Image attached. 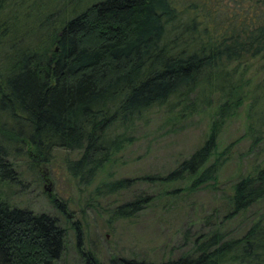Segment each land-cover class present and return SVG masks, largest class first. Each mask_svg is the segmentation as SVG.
<instances>
[{"label":"trees","instance_id":"trees-1","mask_svg":"<svg viewBox=\"0 0 264 264\" xmlns=\"http://www.w3.org/2000/svg\"><path fill=\"white\" fill-rule=\"evenodd\" d=\"M8 1L0 0V132L27 141L43 163L55 148L78 152L67 169L84 183L129 142L123 132L153 108L186 104L192 110L195 92L206 106L213 94L238 104L244 94L227 65L264 53V0H90L78 13L71 7L69 19L58 14L57 25L51 14L40 13V26L44 20L50 25L28 38L16 35L18 18ZM28 17L21 28L30 27ZM215 149L212 129L176 169L148 179L188 180L192 191L214 184L222 165L218 159L208 164ZM10 151L0 139V183L18 181ZM132 182L118 180L102 190L116 193ZM148 198L120 205L115 214L128 217ZM263 199L264 166L234 184L225 218ZM64 242L55 218L0 201V264H55ZM86 264L100 263L88 253ZM108 264L156 263L114 257ZM162 264H264V220L236 239L214 232L195 241L192 255Z\"/></svg>","mask_w":264,"mask_h":264},{"label":"rangeland","instance_id":"rangeland-1","mask_svg":"<svg viewBox=\"0 0 264 264\" xmlns=\"http://www.w3.org/2000/svg\"><path fill=\"white\" fill-rule=\"evenodd\" d=\"M92 2L8 1L18 18L16 35L25 38L31 33V37L37 32L40 35L50 25L49 20H42L40 26V13L51 14L56 21L58 14L69 19L74 15L71 7H77L78 13ZM6 7L7 12L9 4ZM27 17L30 27L21 28ZM226 70L244 94L238 104L213 94L206 106L195 92L190 96L195 102L192 110L186 104L153 108L146 119L123 132L129 142L88 183L67 169L69 162L79 158L78 152L55 148L49 162L43 163L27 141L0 132V139L10 143L8 160L18 180L0 183V201L59 222L65 242L55 264H86L88 253L100 264H108L114 257L162 264L192 255L195 241L214 232L225 240L242 236L254 222L264 220V199L235 217L225 218L234 184L264 166V53L232 62ZM212 129L216 149L208 164L216 159L222 164L214 184L192 191L188 180L163 184L148 179L165 177L176 169L205 143ZM123 179L133 181L127 189L116 193L102 190ZM139 196H149L140 211L124 218L115 214L118 206Z\"/></svg>","mask_w":264,"mask_h":264}]
</instances>
